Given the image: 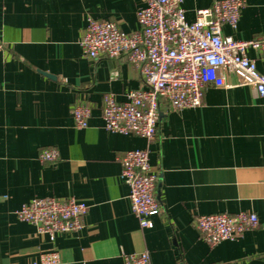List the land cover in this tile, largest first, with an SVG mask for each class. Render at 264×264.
<instances>
[{
    "label": "crops",
    "instance_id": "crops-1",
    "mask_svg": "<svg viewBox=\"0 0 264 264\" xmlns=\"http://www.w3.org/2000/svg\"><path fill=\"white\" fill-rule=\"evenodd\" d=\"M216 0H182L189 21ZM238 29L264 36V0H244ZM140 0H0V264H34L58 252L59 264H122L149 252L152 264H264V98L248 87H206L197 108L161 102L152 141L105 129V99L143 88L126 56L91 59L80 46L88 17L139 30ZM264 74V53L248 49ZM229 85H236L233 75ZM91 109L76 127L75 106ZM59 152L56 163L42 149ZM147 151L162 213L142 228L121 178L128 151ZM35 198H75L89 206L84 227L51 241L16 212ZM258 216L257 229L210 247L195 226L200 215Z\"/></svg>",
    "mask_w": 264,
    "mask_h": 264
},
{
    "label": "built area",
    "instance_id": "built-area-1",
    "mask_svg": "<svg viewBox=\"0 0 264 264\" xmlns=\"http://www.w3.org/2000/svg\"><path fill=\"white\" fill-rule=\"evenodd\" d=\"M139 30L128 34L113 21L88 17L80 46L91 59L126 56L141 73L143 88L127 93L123 103L114 95L105 99L103 120L111 133L134 135L152 141L157 133L161 102L176 111L197 108L202 104L206 87H248L257 97L264 98V74L257 70L248 49L264 53V36L240 41L225 36L223 29H238L244 0H216L204 9L196 10L189 21L182 0H140ZM3 50L0 45V51ZM233 75L236 85H229ZM72 115L78 129L88 126L91 109L75 106ZM56 149H42L40 160L56 163ZM121 178L129 188L132 212L142 228H152V217L162 213L155 196L158 177L149 164L147 151H128L122 159ZM89 206L75 198H35L16 212L20 221L33 224L37 234L51 241L61 234L83 229ZM195 226L210 247L235 240L257 229L258 216L240 212L200 215ZM122 264H152L149 252L125 254ZM58 252L42 254L34 264H59Z\"/></svg>",
    "mask_w": 264,
    "mask_h": 264
}]
</instances>
